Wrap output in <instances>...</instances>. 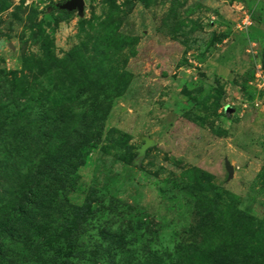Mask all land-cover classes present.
Masks as SVG:
<instances>
[{"label":"rangeland","instance_id":"1","mask_svg":"<svg viewBox=\"0 0 264 264\" xmlns=\"http://www.w3.org/2000/svg\"><path fill=\"white\" fill-rule=\"evenodd\" d=\"M64 1L0 0V264H264V0Z\"/></svg>","mask_w":264,"mask_h":264},{"label":"water","instance_id":"2","mask_svg":"<svg viewBox=\"0 0 264 264\" xmlns=\"http://www.w3.org/2000/svg\"><path fill=\"white\" fill-rule=\"evenodd\" d=\"M83 6H84V0H66L63 3L57 5L58 9L68 12L74 10L81 12L83 10ZM229 171L231 172L230 168Z\"/></svg>","mask_w":264,"mask_h":264},{"label":"trees","instance_id":"3","mask_svg":"<svg viewBox=\"0 0 264 264\" xmlns=\"http://www.w3.org/2000/svg\"><path fill=\"white\" fill-rule=\"evenodd\" d=\"M263 60H264V50H263ZM152 143L151 142H145L144 143V148H148ZM143 149V148H142Z\"/></svg>","mask_w":264,"mask_h":264}]
</instances>
